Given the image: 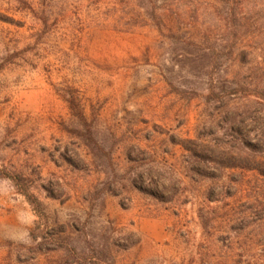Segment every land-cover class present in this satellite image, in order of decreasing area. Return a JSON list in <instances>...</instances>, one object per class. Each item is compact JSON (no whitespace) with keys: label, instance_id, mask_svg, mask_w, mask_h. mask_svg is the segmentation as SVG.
<instances>
[{"label":"rangeland","instance_id":"1","mask_svg":"<svg viewBox=\"0 0 264 264\" xmlns=\"http://www.w3.org/2000/svg\"><path fill=\"white\" fill-rule=\"evenodd\" d=\"M0 168V264H264V0H0Z\"/></svg>","mask_w":264,"mask_h":264},{"label":"trees","instance_id":"2","mask_svg":"<svg viewBox=\"0 0 264 264\" xmlns=\"http://www.w3.org/2000/svg\"><path fill=\"white\" fill-rule=\"evenodd\" d=\"M236 90L237 89H233L234 92ZM0 176L11 179L15 183V185L18 187L19 192L27 198V200L33 205V207L35 208L37 212L39 211V202L31 194H29L24 187H22L21 185L22 181L18 174L8 171L4 168H0Z\"/></svg>","mask_w":264,"mask_h":264}]
</instances>
